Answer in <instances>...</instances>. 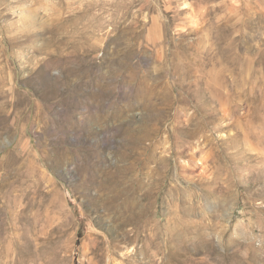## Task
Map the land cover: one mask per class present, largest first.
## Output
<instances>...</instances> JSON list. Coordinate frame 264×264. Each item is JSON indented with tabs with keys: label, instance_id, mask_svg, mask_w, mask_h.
Returning <instances> with one entry per match:
<instances>
[{
	"label": "rangeland",
	"instance_id": "1",
	"mask_svg": "<svg viewBox=\"0 0 264 264\" xmlns=\"http://www.w3.org/2000/svg\"><path fill=\"white\" fill-rule=\"evenodd\" d=\"M0 264H264V0H0Z\"/></svg>",
	"mask_w": 264,
	"mask_h": 264
}]
</instances>
